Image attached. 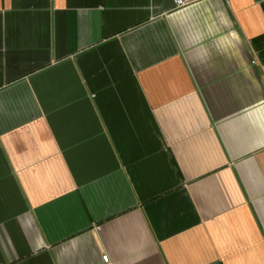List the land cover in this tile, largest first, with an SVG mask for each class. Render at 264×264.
Masks as SVG:
<instances>
[{
	"label": "crops",
	"instance_id": "0c3cea01",
	"mask_svg": "<svg viewBox=\"0 0 264 264\" xmlns=\"http://www.w3.org/2000/svg\"><path fill=\"white\" fill-rule=\"evenodd\" d=\"M0 264H264V0H0Z\"/></svg>",
	"mask_w": 264,
	"mask_h": 264
},
{
	"label": "built area",
	"instance_id": "2783aa9c",
	"mask_svg": "<svg viewBox=\"0 0 264 264\" xmlns=\"http://www.w3.org/2000/svg\"><path fill=\"white\" fill-rule=\"evenodd\" d=\"M174 1V4H175V7H181V6H184L190 2H193L195 0H173Z\"/></svg>",
	"mask_w": 264,
	"mask_h": 264
}]
</instances>
